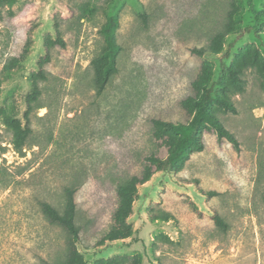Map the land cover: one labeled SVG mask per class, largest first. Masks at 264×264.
I'll return each mask as SVG.
<instances>
[{
  "label": "rangeland",
  "instance_id": "obj_1",
  "mask_svg": "<svg viewBox=\"0 0 264 264\" xmlns=\"http://www.w3.org/2000/svg\"><path fill=\"white\" fill-rule=\"evenodd\" d=\"M0 13V264L64 262L69 235L48 222L40 202L63 212L66 187H77L76 248L85 264H264V92L256 68L245 69L244 92L231 95L237 113L214 106L238 145L203 132L201 151L173 171L152 166L127 219H114L118 185L166 153L154 120L190 119L184 100L195 95L202 62L214 82L240 52L257 48L264 58V0H17ZM112 15L118 72L98 94L91 62ZM231 18L238 26L220 52H192L207 49ZM19 127L30 129L21 149ZM118 226L123 237L104 240Z\"/></svg>",
  "mask_w": 264,
  "mask_h": 264
},
{
  "label": "trees",
  "instance_id": "obj_2",
  "mask_svg": "<svg viewBox=\"0 0 264 264\" xmlns=\"http://www.w3.org/2000/svg\"><path fill=\"white\" fill-rule=\"evenodd\" d=\"M17 0H0V6H13ZM1 14V13H0ZM13 13L10 11V15ZM237 23L231 18L227 21L223 29L216 33L211 39L207 49L193 48L192 52L199 56L206 53L214 54L222 50V45L226 38L235 33ZM119 27L117 16H110L101 28L104 37V46L102 50L92 59V67L94 71V85L98 94H101L110 79L118 72V58L121 51V45L116 39V32ZM56 43L63 44L58 38ZM48 55L45 57L48 60ZM247 68H256L262 77V90L264 92V58L259 54L257 48L247 49L240 52L231 66L225 68L224 72L218 79L212 82V69L206 61L202 62L200 71L193 81L192 85L195 90L194 96H189L184 100L185 107L190 111L191 117L186 122H173L168 120H154L157 129L154 133L156 140L162 141L166 148L165 155L153 154L149 156L151 165L144 168L142 176L134 175L128 183L119 184L117 192L120 195V205L115 211L114 219L121 225L127 219L128 213L131 212V196L135 194V188L140 185L145 178L151 173L152 166H156L160 170L173 171L182 167L190 156L204 148L203 132L213 131L219 138H225L234 146L238 145V140L233 132L228 130L219 116L217 108L224 112L237 113V108L231 100V95L244 92L245 80L243 74ZM39 78H45L43 71H38ZM32 100H36V93ZM30 132L27 127L25 129H17L16 147L21 149L25 139ZM194 182H197L196 180ZM77 187H66L65 196L66 204L63 212H60L50 203L46 201L40 202V208L49 223L62 227L69 235L67 241V252L65 260L61 264H85L83 257L76 248V243L80 241V227L76 224L77 203L75 193ZM210 197L213 191L204 192ZM212 218L216 226L225 229L227 224L217 211H214ZM123 237L121 228L113 227L104 240H116ZM123 259V258H120ZM133 264H142L136 258L131 259ZM44 264H50L44 262ZM154 264V263H151Z\"/></svg>",
  "mask_w": 264,
  "mask_h": 264
}]
</instances>
